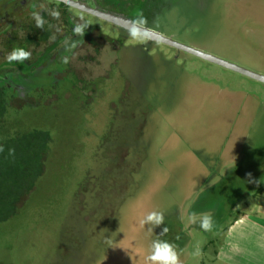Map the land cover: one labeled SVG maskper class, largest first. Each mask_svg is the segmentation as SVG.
Masks as SVG:
<instances>
[{"label":"rangeland","instance_id":"1","mask_svg":"<svg viewBox=\"0 0 264 264\" xmlns=\"http://www.w3.org/2000/svg\"><path fill=\"white\" fill-rule=\"evenodd\" d=\"M146 1L128 17L264 75V0ZM73 13L89 23L84 36L95 26L114 41L97 37L98 48L65 64L77 36L15 79L16 99L0 105L5 157L20 153L17 172L0 167L10 203L0 209V264H145L156 239L182 264H220L224 229L252 201L264 206L252 198L264 179V83ZM35 132L46 150L31 136L12 144ZM152 211L164 224L141 227ZM203 213L211 232L199 228Z\"/></svg>","mask_w":264,"mask_h":264},{"label":"flooded vegetation","instance_id":"2","mask_svg":"<svg viewBox=\"0 0 264 264\" xmlns=\"http://www.w3.org/2000/svg\"><path fill=\"white\" fill-rule=\"evenodd\" d=\"M144 2L146 0H0V105L4 108L6 101L16 99L14 96L16 87L13 84L15 79L28 77L37 67V63L43 62L45 57L54 58L64 55L62 49L65 40L68 39L69 44L70 40L77 37L73 34V27L79 17L73 12L82 11L93 15L78 6L127 18L131 9L137 7L139 8L136 10L142 9L139 5ZM52 9L60 12L59 19L49 15V10ZM33 12H38L44 19L42 29L35 26V21L32 19ZM87 33L88 35L81 37L79 42H75L76 46L68 51L66 57L72 58L84 46L98 48V43L95 42L97 37L102 38L106 43L114 41L102 35L95 26L90 27ZM16 48L30 51L31 59L23 62H7L5 57Z\"/></svg>","mask_w":264,"mask_h":264},{"label":"clouds","instance_id":"3","mask_svg":"<svg viewBox=\"0 0 264 264\" xmlns=\"http://www.w3.org/2000/svg\"><path fill=\"white\" fill-rule=\"evenodd\" d=\"M49 15L54 19L60 18V12L57 9L49 10ZM32 19L35 21V26L38 29H42L44 26V19L38 12L32 13ZM139 25H144L146 20L144 18H140L137 21H134ZM89 23L84 20V17L81 15L77 22H74L73 34L76 36H84L85 30L88 28ZM131 37L137 38V32L133 29L130 32ZM55 39V37H52ZM65 44H68V39L65 40ZM75 43L71 44V47H75ZM31 52L26 51L23 48L13 49L10 53L5 57L6 61L9 63L12 62H23L31 59ZM63 63H69V58L64 57ZM3 151V148L0 147V152ZM9 155H14V149H9ZM249 183H255V180L252 179L251 174H248ZM189 221L193 224L197 222V214L191 213L189 215ZM151 225L153 227H158L164 224V214L159 211H152L143 217L140 221L141 227L143 225ZM199 228L204 232H211L215 228V221L210 213L200 214L199 218ZM169 229L165 226L162 228V234H166ZM195 256L201 255V249L197 247L194 252ZM145 264H182L180 260V255L176 251V248L173 244L167 241H160L159 239L153 240L150 246V253L145 258Z\"/></svg>","mask_w":264,"mask_h":264},{"label":"crops","instance_id":"4","mask_svg":"<svg viewBox=\"0 0 264 264\" xmlns=\"http://www.w3.org/2000/svg\"><path fill=\"white\" fill-rule=\"evenodd\" d=\"M259 169L260 175H263L264 164ZM262 180L255 186L259 187V195L252 197L256 201L264 199ZM252 202L247 212L236 216L224 229L223 240L216 251L220 264H264V206ZM253 208L256 210L253 211Z\"/></svg>","mask_w":264,"mask_h":264},{"label":"water","instance_id":"5","mask_svg":"<svg viewBox=\"0 0 264 264\" xmlns=\"http://www.w3.org/2000/svg\"><path fill=\"white\" fill-rule=\"evenodd\" d=\"M80 7L82 10H86L87 12L97 16L98 18H101L103 20H105L106 22H109L117 27H120L124 30L127 31H132L133 29L136 30L137 34L140 36H143L147 39H150L152 41L155 42H159V43H163L166 44L170 47H173L177 50H181L184 51L190 55H193L195 57H198L202 60H205L207 62L216 64L218 66H221L225 69L234 71L238 74L244 75L250 79L259 81L261 83H264V75L253 72L245 67L236 65L234 63H230L228 61H225L223 59H220L210 53H206L204 51H201L199 49H196L194 47H190L184 44H181L177 41H174L173 39L166 37L164 35H162L161 33L154 31L150 28L144 27L142 25H139L137 23H134L131 19L128 18H124L122 16H118V15H114L112 13L109 12H103L97 9H92L89 7H85V6H78Z\"/></svg>","mask_w":264,"mask_h":264},{"label":"trees","instance_id":"6","mask_svg":"<svg viewBox=\"0 0 264 264\" xmlns=\"http://www.w3.org/2000/svg\"><path fill=\"white\" fill-rule=\"evenodd\" d=\"M150 1V0H149ZM147 2V1H146ZM147 9H148V6H147ZM142 17V15L141 16H135V18H141ZM128 19H131L130 17H127ZM133 22H134V20L133 19H131ZM2 114H3V109L2 110H0V118L2 117ZM34 135H30V134H16V136L15 137H18V138H15L14 140L15 141H12V144L14 143V144H16L17 142H20V139L21 138H26V137H33V138H36V139H39V140H42V145L41 146H43V148H42V150L45 148V150L47 149L46 147H48L47 146V144L45 143V141L43 140V139H45L44 137H45V133L41 136H39V137H37L35 134H36V132L35 133H33ZM9 142H11V141H8V143ZM6 141H4V140H1L0 141V147H2L3 148V151L2 152H0V167H2V169L3 168H7L8 167V169H11V171L13 172V173H15V172H17V170H15V169H17V163L19 162L18 161V158L20 157V153H18L17 155H19V157H14L13 156V158L14 159H12V158H7V157H5V155H6V153L4 154V148H6L7 147V144H8ZM21 143V142H20ZM22 148L21 147H18V150H21ZM22 152H23V155L25 154V153H27V152H24L23 150H22ZM14 153H16V151L14 152ZM22 155V156H23ZM8 173V171L6 170L5 172H3L2 170L0 171V176L1 175H6ZM18 175V174H17ZM1 178V177H0ZM6 177L4 176V177H2V179H5ZM5 200H0V209H2L4 206L5 207H9L10 206V203L7 205V203H8V201H6V202H4ZM8 210H9V208H8ZM0 216L1 217H5L3 214L1 215L0 214Z\"/></svg>","mask_w":264,"mask_h":264}]
</instances>
